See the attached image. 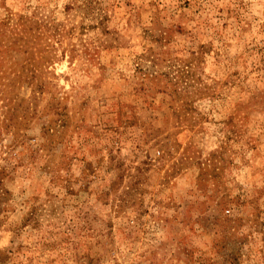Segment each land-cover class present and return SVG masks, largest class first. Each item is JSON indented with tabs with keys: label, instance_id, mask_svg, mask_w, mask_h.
<instances>
[{
	"label": "rangeland",
	"instance_id": "obj_1",
	"mask_svg": "<svg viewBox=\"0 0 264 264\" xmlns=\"http://www.w3.org/2000/svg\"><path fill=\"white\" fill-rule=\"evenodd\" d=\"M0 264H264V0H0Z\"/></svg>",
	"mask_w": 264,
	"mask_h": 264
}]
</instances>
